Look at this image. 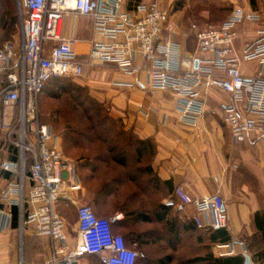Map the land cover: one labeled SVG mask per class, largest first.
Instances as JSON below:
<instances>
[{"label":"built area","instance_id":"obj_1","mask_svg":"<svg viewBox=\"0 0 264 264\" xmlns=\"http://www.w3.org/2000/svg\"><path fill=\"white\" fill-rule=\"evenodd\" d=\"M124 0H25L21 46L8 42L0 49V104L5 109L2 130L7 139L17 136L13 145L19 150L22 170L30 166V188L25 196L24 179L14 181L0 192V234L13 228L14 207L19 208V225L30 227L38 238L49 243L50 264H80L85 257L96 256L102 264H136L139 253L114 234L112 225L121 218H99L90 205L77 207L78 240L69 241L64 218L58 211L60 201L76 205L83 186L78 165L67 159L58 146L50 125L43 123L40 96L56 78H79L87 65L112 64L129 75L145 71L150 88L173 91L178 96L181 119L195 126L202 113L200 88L219 87L232 96L225 125L232 140L241 144L250 138H264V72L245 78L244 62L257 61L264 66V31L244 47L235 49L237 27L259 20L256 13L240 7L218 27L200 31L197 51L178 66L171 47L158 50L157 42L170 30V12L159 3H140L134 15L123 11ZM90 17L103 41H93L88 60L73 51L72 43L62 35L64 19ZM143 63L134 66L136 55ZM197 64V68H196ZM242 107V108H241ZM18 109L15 115L14 110ZM2 169L18 174V167L3 164ZM175 197L183 206L195 209L192 221L200 230H228L229 218L220 195L192 197L178 186ZM247 250L243 243L218 244L227 256H236L235 247Z\"/></svg>","mask_w":264,"mask_h":264},{"label":"crops","instance_id":"obj_2","mask_svg":"<svg viewBox=\"0 0 264 264\" xmlns=\"http://www.w3.org/2000/svg\"><path fill=\"white\" fill-rule=\"evenodd\" d=\"M184 1L188 4L190 2V0L123 1V11L132 15L136 12L137 3L157 2L170 12L172 28L164 31L157 46L160 51L167 46L171 47L174 61L178 66L196 53V36L200 31L222 25L237 8L242 7L259 16L258 21L237 27L235 42L237 52L240 53L244 47L258 38L260 31H264V0L218 1L234 6L230 15L222 23L218 22V26L211 25L216 24L213 22H210L211 26L205 25L196 21L194 17L187 16L188 5L186 6ZM62 35L71 41L73 51L83 61L88 60L92 42L103 41V37L95 31L94 20L90 17L67 16L63 21ZM134 63L136 67L140 66L143 63L142 57L137 54ZM261 70L264 72V66L257 61L244 62L241 65V72L245 78L256 77ZM74 79L77 84L87 87L98 101L109 105L111 116L121 119L127 130L133 131L142 140H151L155 147L154 155L147 163L153 172L151 176L143 175L142 178L143 183L146 180L147 187H142L141 190L135 186L129 191V195L132 196L129 211L136 217L138 213H142L150 218L149 221L136 220L133 227V222L126 219L122 212L112 209L100 210L93 206L97 214L103 218L113 219L121 215V218L113 223L114 232L128 237L132 231L137 232V228L141 233L158 237V243L151 241L144 248L153 256L158 253L156 258L172 255L180 260V264H209L199 261L210 257L209 233L195 230L192 223L195 209L183 206L175 197L176 187L181 186L195 198L216 194L221 196L229 218V229L226 231L230 242L243 243L247 255L252 259L253 252L258 251L254 245L262 244L264 241L256 223V214L264 213V138L252 137L241 144L232 140L224 120L228 109L234 106L232 96L219 87L206 86V78L202 79L204 84L200 88L199 96L202 113L198 115L196 125L191 126L181 119L177 94L173 91L150 88L145 71L129 75L121 72L115 65L96 62L94 66L87 65L84 74ZM57 139L61 148L60 138ZM4 153V160L0 165V192L6 190L20 177V180L24 178V194L27 192L28 195L30 169L26 177L25 169L22 170L20 167L19 150L14 145L4 149ZM7 163L18 167V177L2 169V165ZM83 172L86 174L87 170ZM152 177L157 181L154 184L150 183ZM82 186L83 190L77 197H83L92 205L83 183ZM163 205L169 206L165 216L161 208ZM19 228L20 225L16 229L12 228L0 234V264H50L48 241L35 239L36 236L30 227L23 230L24 237L30 239L27 241L29 254L26 260L21 251L18 255L13 254L12 257L9 255L13 246L7 243L8 238L11 232ZM171 229L174 230V234ZM73 232L74 237L70 233L68 235L69 241L75 245L79 236L78 221ZM217 245L212 249L214 257H229L226 255L228 250L218 248ZM235 250L236 256H246L243 247L237 245ZM99 262L102 264L100 259Z\"/></svg>","mask_w":264,"mask_h":264},{"label":"trees","instance_id":"obj_3","mask_svg":"<svg viewBox=\"0 0 264 264\" xmlns=\"http://www.w3.org/2000/svg\"><path fill=\"white\" fill-rule=\"evenodd\" d=\"M42 94L54 101L60 100L62 95L70 98L71 104L68 108L58 107L53 112L56 120L58 119L55 125L61 128L59 131L63 138L65 152L72 155L73 161L78 165L81 182L87 189L92 202L90 206L95 214L99 218H103L97 214L94 207L100 210L112 209L122 212L126 219L133 222V227L136 220L149 221L148 216L138 213L136 217L133 212L129 211L130 197H132L129 195V191L135 186L141 190L142 187H147L146 180L143 183L142 178L143 175L151 176L153 172L151 166L147 164L148 159L155 152L153 142L148 139L142 140L133 131L127 130L121 119L111 116L109 105L98 101L88 88L77 85L70 78L51 80L47 83ZM41 119L45 123L42 117ZM83 170H87V173L85 174ZM156 182L153 177L150 179L151 184ZM161 208L165 216L169 206L163 205ZM13 213V228L16 229L19 226V208L14 207ZM256 223L258 231L264 238V213L256 214ZM193 225L195 230H200L194 223ZM139 230L136 228L137 232L132 231L128 237L122 236L129 248L139 251L140 256L136 264H174L176 261L180 264V260L172 255L156 258L158 253L153 256L151 252L145 250L144 248L151 241L158 243L159 239L153 234L141 233ZM171 231L174 234V230L171 229ZM204 231L209 233L211 246L230 242L226 230L208 229ZM114 234L116 233L114 232ZM28 240L30 239L26 237V244ZM33 242L38 245L35 239ZM262 245L263 249H258L252 254L255 264H264V241ZM199 261L209 262V264H245V257L238 255L215 258L210 253L208 259H199Z\"/></svg>","mask_w":264,"mask_h":264},{"label":"rangeland","instance_id":"obj_4","mask_svg":"<svg viewBox=\"0 0 264 264\" xmlns=\"http://www.w3.org/2000/svg\"><path fill=\"white\" fill-rule=\"evenodd\" d=\"M220 0H190L184 3L188 7L186 8V15H190L196 19V21L204 23L205 25H213L218 26V22L222 23L234 9V6H228V4L218 2ZM255 1V0H253ZM0 49L4 47V45L8 42L15 43L16 46H21L23 41V22L26 19V10H25V0H0ZM216 23V24H211ZM73 81L74 78H70ZM79 85V84H77ZM81 86V85H79ZM83 88H87L81 86ZM55 90V88H52ZM53 90V91H54ZM91 93V92H90ZM92 94V93H91ZM41 106L40 112L41 117L45 121L46 124L50 125L53 129L54 136L60 138L62 152L64 153L65 157L70 160H74L72 155H68L63 146V138L60 134V129L58 128L56 122V117H54L55 110L58 107H66L68 108L71 104L70 98L68 96L62 95L60 100L54 101L46 98L43 94L40 96ZM18 109L14 110L15 115L17 114ZM4 113L5 109L0 105V165L4 160L5 153L4 149L7 147H13V141L17 140V136L12 137V142L7 139V136L2 130L3 121H4ZM53 114V115H52ZM55 119V122H53ZM7 140V141H6ZM6 141V142H5ZM29 164L26 165L24 174L27 177L29 175ZM18 177V176H17ZM24 179V178H23ZM20 181V177L17 178V182ZM27 181V179H26ZM27 196V192L25 194ZM76 205L62 201L59 206L58 210L61 216L64 218L68 233H70L73 237L75 233L73 229H75L77 224V207L81 205H91L87 203L83 197L79 196L76 197ZM24 231L22 229H18L17 231L11 232L10 237L8 238L7 243L13 246L9 255L12 257L13 254H17L21 251L24 254V260H26L29 251L27 250L28 244L25 242ZM70 236V235H69ZM35 239L43 240L42 238L36 237ZM46 240V239H45ZM8 247V246H7ZM254 247L256 249H263L262 244H255ZM213 246L210 245V253L213 254ZM139 253V252H138ZM214 256V254H213ZM81 264H100L99 259L97 257H85ZM174 264H178L177 262Z\"/></svg>","mask_w":264,"mask_h":264},{"label":"water","instance_id":"obj_5","mask_svg":"<svg viewBox=\"0 0 264 264\" xmlns=\"http://www.w3.org/2000/svg\"><path fill=\"white\" fill-rule=\"evenodd\" d=\"M245 264H253L251 257L248 255L245 256Z\"/></svg>","mask_w":264,"mask_h":264}]
</instances>
